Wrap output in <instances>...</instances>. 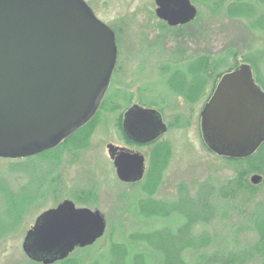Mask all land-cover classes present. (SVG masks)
Returning <instances> with one entry per match:
<instances>
[{
	"label": "rangeland",
	"instance_id": "374dc122",
	"mask_svg": "<svg viewBox=\"0 0 264 264\" xmlns=\"http://www.w3.org/2000/svg\"><path fill=\"white\" fill-rule=\"evenodd\" d=\"M233 1L192 0L199 10L196 21L169 27L156 14V0H85L117 30L116 72L86 124L49 150L0 157V264H43L25 254V232L41 211L65 198L101 210L108 225L96 243L56 264H195L231 252L243 254V264H264L262 255L244 253L264 233V174H246L247 161H227L228 156L211 150L202 128L200 110L228 67L250 63L264 88V28L253 27L264 24V0H251L257 13L250 19L231 16L227 5ZM208 56L220 57L216 65L211 60L210 76L204 72ZM193 59L204 67L198 78L189 72ZM186 83L190 94L182 87ZM113 89L125 91V100L119 107L101 109ZM134 103L159 109L169 125L155 144L144 148L127 144L123 136L124 113ZM165 143L172 150L169 166L162 176L159 170L152 174L153 153ZM111 144L143 151L148 168L142 180L126 183L117 177ZM254 174L262 175L259 183L251 181ZM149 188L155 199L171 201L175 208L156 206L158 213L148 216L151 203L143 207L147 214H138L137 203L150 194ZM176 203H187L181 209L195 213L191 221H185ZM148 229H164L161 243L173 240L175 255H162L159 235L134 237Z\"/></svg>",
	"mask_w": 264,
	"mask_h": 264
},
{
	"label": "water",
	"instance_id": "95a60500",
	"mask_svg": "<svg viewBox=\"0 0 264 264\" xmlns=\"http://www.w3.org/2000/svg\"><path fill=\"white\" fill-rule=\"evenodd\" d=\"M156 3L158 17L170 25L198 13L192 0ZM117 52L116 31L85 0H0V157L38 154L86 124L109 85ZM251 66L244 62L225 73L202 110L204 142L220 155L246 157L264 142V90ZM137 118L138 141L168 130L158 109L134 105L125 124L138 128ZM116 148L109 146L117 177L141 180L145 156L116 155ZM262 178L254 174L251 181ZM46 214L22 243L26 254L45 264L94 244L107 229L101 210L76 208L69 199Z\"/></svg>",
	"mask_w": 264,
	"mask_h": 264
},
{
	"label": "trees",
	"instance_id": "16d2710c",
	"mask_svg": "<svg viewBox=\"0 0 264 264\" xmlns=\"http://www.w3.org/2000/svg\"><path fill=\"white\" fill-rule=\"evenodd\" d=\"M252 4V1L251 0H234L231 4L227 5L228 6V12L231 13V16H240V17H245L246 19H250L251 16H253V14H256L257 10H256V7L254 5V7L252 8L251 6ZM251 6V7H250ZM256 12V13H255ZM264 22V21H263ZM254 28H257V29H260V30H263L262 28H264V24L261 23L260 21V24H253ZM261 25V26H260ZM115 28V27H114ZM116 30V28L114 29ZM117 32V30H116ZM214 60V64L216 65L217 64V61L220 62V57H206L205 58V61H204V66L203 68L206 69L204 72H208V75L210 76V69H207L209 64L211 63V60ZM191 65V68L189 70V72L191 74H193V76H195L196 78H198V73H200V71L203 69L201 68V63L199 62V60H196V59H193L192 61H188ZM200 63V64H199ZM237 65H235L234 67H237ZM233 66L231 67H228L227 71H230V70H233L234 69ZM203 69V70H204ZM226 71V72H227ZM224 71V73H226ZM222 74V73H221ZM193 84V83H192ZM175 85V84H174ZM188 83H186L185 86L182 85L183 88L186 89V91L188 92L187 94H190L192 89L190 90V88L188 87ZM183 92V91H182ZM184 93V92H183ZM106 98L104 99V101L102 102L101 104V109H113L114 107H119L121 106V101L125 100L127 94L125 91H120L118 89H113L111 90V92H109L108 94H106ZM85 128V126H84ZM83 128V129H84ZM167 145V146H166ZM170 144L169 143H165L163 144L162 146H160V148L158 147L155 152L153 153V156L151 158V169H152V174L154 172H156V170H159L158 174L159 176H162L161 174H163L165 172V170L167 169V167L169 166L168 163H170V160H171V147L169 146ZM262 152H264V142L259 146V148L254 152L252 153L251 155H248L246 157H241V158H232V157H228L227 161H232V160H236V161H239V163L242 162V160H245L247 161V164H246V168H245V171L247 172L246 174H250V173H253V172H259L264 174V153L262 154ZM252 186L254 189L256 188V185H250ZM150 194L147 195L146 198H144L143 200H141L140 204L137 203V205H139L138 207H140V209L138 211V214H147L143 207L144 206H148L149 204L152 203V212L149 213L148 216H154L156 215L158 212H157V208L156 206H159V207H167L168 210L171 208H175L173 203L170 201L167 202H164V201H160V200H157L154 198V196H152V193L150 191V188L149 190H147ZM200 197H202V195H200ZM203 198V197H202ZM201 198V199H202ZM178 203H176L177 205ZM187 204V203H185ZM183 206H178L176 207L177 209H180L179 212H181L184 217H185V221H191V219L189 217H194V215L192 216L191 214H195L194 212L191 213V212H184ZM187 206V205H185ZM141 211H143L144 213H141ZM170 211V210H169ZM7 214L9 216H13L12 213V210L11 209H8L7 210ZM174 214L176 215V213L174 212ZM161 215V214H160ZM198 215H202L201 213H198ZM145 217V216H144ZM143 218V217H142ZM186 223V222H185ZM187 224V223H186ZM180 225H178L176 228L178 229ZM157 230V229H156ZM161 230H164V229H159L157 231L153 230H149L146 232V231H143V232H138L136 233L137 235L134 236L135 238L137 237H143L145 236L146 238H149V239H152V238H156L158 237V235L160 236L159 238L160 239V248L162 249V255L166 258V256L169 254V253H172L171 256H174L175 253V249H174V246H175V242L170 241V245L169 244H162L161 243V240L162 238H166L167 234L164 233V231H161ZM161 233V234H158V233ZM172 233V232H171ZM169 235V234H168ZM261 238L260 240L257 242L256 247H248L249 249L248 250H245L244 253H246L247 255H252L254 253H257V254H260L264 257V233H262V235H260ZM170 237V240H171V237H174V234H172L171 236H168ZM256 249V250H255ZM240 256L236 257L233 255V252H231L230 254L229 253H224L222 254V256H215V255H209L207 256L205 259L203 260H200V261H196L195 264H243L245 262V260H243L244 258L242 257L243 254L239 253ZM166 261V260H165Z\"/></svg>",
	"mask_w": 264,
	"mask_h": 264
},
{
	"label": "flooded vegetation",
	"instance_id": "af4514ba",
	"mask_svg": "<svg viewBox=\"0 0 264 264\" xmlns=\"http://www.w3.org/2000/svg\"><path fill=\"white\" fill-rule=\"evenodd\" d=\"M157 4V3H156ZM157 14V13H156ZM198 15H199V10H198V13H197V16L195 17V19L194 20H192V21H190V22H188V23H185V24H178V25H170L166 20H163V19H161L160 17H158V18H160L161 19V21L165 24V25H167V26H169V27H172V26H174V27H176V26H185V25H188V24H192V23H194L195 21H196V19H197V17H198ZM158 16V15H157ZM239 66V65H238ZM237 66V67H238ZM175 68H177V70H179V69H181L182 68V65H181V63H180V66H178V67H175ZM236 67H234V69H235ZM233 69V70H234ZM253 70H254V68H253ZM115 72H116V67H115V69H114V71H113V75H112V77H111V82H112V80H113V78H114V74H115ZM228 72H230V71H228ZM227 73V72H226ZM223 77V76H222ZM221 77V78H222ZM254 77H255V75H254ZM221 78H219L220 80H221ZM220 80L218 81V84L220 83ZM255 81L257 82V79H256V77H255ZM218 84H217V86L214 88L215 90L213 91V93H212V95L210 96V98H208V99H206L207 101L206 102H204V105H203V107H202V110H204L205 109V106H206V104L210 101L209 99H211L212 98V96L214 95V93H215V91H216V88L218 87ZM257 84L259 85V87H261L263 90H264V88L257 82ZM134 105H139L138 103H134ZM133 105V106H134ZM141 105V104H140ZM133 106H131V107H133ZM131 107H129L128 109H127V111L131 108ZM147 108H151V106H147ZM159 110V109H158ZM202 110H200L201 111V116H202ZM127 111H125V113H124V120H123V133H125V134H123V136H124V138H125V141L126 142H128L127 144H130V142H131V144H133V145H136L138 148H141V147H143L144 148V146L146 147V146H148V145H151V144H155V142L159 139V138H161L163 135H164V133H162L159 137H157L155 140H153V141H147V142H144V141H138L137 139H135V138H138L141 134H139V131H140V128H141V126L139 125V123H138V118L136 119V122H137V127L138 128H133V127H130L128 124H129V120H128V122H127V124H125V119H126V112ZM160 111V110H159ZM160 113H161V111H160ZM162 114V117H163V113H161ZM163 121H164V117H163ZM165 122V121H164ZM167 126H168V130H169V125L167 124ZM167 132V131H166ZM127 144H114V146H116L117 148H116V150H115V153H116V155H119L121 152H123V151H126V152H140V153H142L144 156H145V172H144V175H146V173H147V168H148V166L146 165L147 164V156L143 153V151L142 150H136V148H133V147H131V146H128ZM51 148H53V147H51ZM51 148H49V149H51ZM49 149H46V150H49ZM46 150H44V151H46ZM43 152V151H42ZM115 155V156H116ZM113 163H114V160H113ZM114 167H115V163H114ZM115 170H116V174H117V168L115 167ZM143 175V178L145 177ZM117 176H118V174H117ZM119 178V177H118ZM142 178V179H143ZM120 179V178H119ZM141 179V180H142ZM121 180V179H120ZM140 181V180H139ZM139 181H135V182H139ZM123 182H125V181H123ZM126 183H133V182H126ZM66 199H69V200H72V201H74L75 202V204H76V208H80V207H88V206H79V204H77V201L76 200H74V199H71V198H65V199H63L62 201H57L58 203L55 205V206H52V207H50V208H48V209H46V210H44V212L43 211H41V213L36 217V219H35V221H34V224L25 232L26 234H25V237H24V242H25V238H26V236H27V232L28 231H30V230H33L35 227H36V225H37V223H38V221H39V219L40 220H44V219H46L47 217H46V212H48V211H50V209H53V208H56L60 203H62V202H64ZM50 213V212H49ZM48 213V214H49ZM106 218V217H105ZM41 221V222H42ZM106 221H107V219H106ZM107 225H108V222H107ZM97 241H98V239H97ZM96 241V242H97ZM95 242V243H96ZM93 245V244H92ZM89 246H91V245H89ZM86 247H88V246H86ZM79 248H84V247H76V249L74 250V251H72L70 254H69V256L68 257H66L65 259H61V260H57V262L55 261V262H53V263H50V264H56V263H58V262H63V261H66L67 259H69L70 258V256L75 252V251H77ZM26 254V253H25ZM27 256L32 260V261H35V262H38V263H43V264H45L44 262H42V261H38V260H36V259H33L32 257H30L28 254H27ZM47 264V263H46Z\"/></svg>",
	"mask_w": 264,
	"mask_h": 264
}]
</instances>
